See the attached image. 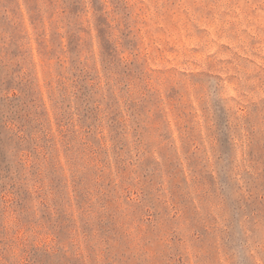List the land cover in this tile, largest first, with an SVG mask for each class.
Masks as SVG:
<instances>
[{"label": "rangeland", "instance_id": "1", "mask_svg": "<svg viewBox=\"0 0 264 264\" xmlns=\"http://www.w3.org/2000/svg\"><path fill=\"white\" fill-rule=\"evenodd\" d=\"M0 264H264V0H0Z\"/></svg>", "mask_w": 264, "mask_h": 264}]
</instances>
